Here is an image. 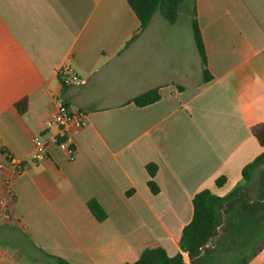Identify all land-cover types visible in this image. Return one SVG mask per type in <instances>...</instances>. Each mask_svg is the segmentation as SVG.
Listing matches in <instances>:
<instances>
[{
  "label": "crops",
  "instance_id": "obj_1",
  "mask_svg": "<svg viewBox=\"0 0 264 264\" xmlns=\"http://www.w3.org/2000/svg\"><path fill=\"white\" fill-rule=\"evenodd\" d=\"M138 28L128 0H0V210L11 214L0 218V264H133L158 247L176 256L195 195L227 196L264 152L251 132L264 124V0H186L174 24L156 13L128 44ZM65 63L80 82L61 84ZM155 89L158 102L132 103ZM59 103L87 115L72 134L76 160L52 146L36 163L33 139L56 134L46 121ZM247 264H264V246Z\"/></svg>",
  "mask_w": 264,
  "mask_h": 264
},
{
  "label": "trees",
  "instance_id": "obj_2",
  "mask_svg": "<svg viewBox=\"0 0 264 264\" xmlns=\"http://www.w3.org/2000/svg\"><path fill=\"white\" fill-rule=\"evenodd\" d=\"M185 2L186 0H128L130 7L139 20L138 32L128 44H131L140 33L146 30L156 13H160L170 24H174L178 20L179 10ZM193 31L195 43L203 62V81L206 83L212 79V75L207 67L205 45L196 19L193 21ZM160 98L159 90L155 89L136 97L132 103L138 107H146L158 102ZM16 108L21 114H24L28 108V100L23 99L16 105ZM251 132L259 144L264 147V124L253 126ZM260 169L262 186H264V152L243 168V180L250 182L253 175ZM157 170L158 168L154 164L147 166L150 176L148 186L153 194H158L160 191L154 181ZM226 183L227 178L225 176L216 180L218 188H222ZM248 192L243 185L235 188L225 197L218 196L211 190L199 192L193 198L192 220L184 227L179 241L181 253L170 257L165 249L161 247L146 249L139 260L133 264H187L184 253L188 254L191 264H217L223 254L231 251L238 254V251H236L237 245L234 246L233 243L239 241L238 237L243 235L242 230H239L236 234L231 232L229 227L232 224H229L225 218L229 213L238 212V216L244 221V217L248 218L264 208V202H262L264 191L260 193L259 201L254 204L250 203L251 199ZM88 207L98 221L101 222L107 218L106 212L95 200L90 201ZM243 221L240 223H243ZM224 223L225 225H223ZM216 239L217 245L216 243L215 245L217 248L212 249L210 244ZM209 245L210 247H208ZM263 246L264 244L258 245L253 253H245L243 264H247L254 258ZM230 263L232 264L233 261ZM58 264L69 263L63 259H58Z\"/></svg>",
  "mask_w": 264,
  "mask_h": 264
},
{
  "label": "built area",
  "instance_id": "obj_3",
  "mask_svg": "<svg viewBox=\"0 0 264 264\" xmlns=\"http://www.w3.org/2000/svg\"><path fill=\"white\" fill-rule=\"evenodd\" d=\"M58 78L63 86H70L80 82V77L76 73L74 67L65 63L58 70ZM87 115L82 110H74L66 106L64 103H59L57 112L46 121L47 128H56V134L48 139L42 136L33 139L34 153L33 159L36 163L42 162L48 158L49 148L52 146L58 147L67 156L68 160L73 162L76 160V149L73 144L72 134L75 131L82 130L86 124ZM21 171L19 167L18 172ZM0 210V218L10 220L11 214L2 202ZM184 259L188 257L184 253Z\"/></svg>",
  "mask_w": 264,
  "mask_h": 264
},
{
  "label": "rangeland",
  "instance_id": "obj_4",
  "mask_svg": "<svg viewBox=\"0 0 264 264\" xmlns=\"http://www.w3.org/2000/svg\"><path fill=\"white\" fill-rule=\"evenodd\" d=\"M260 171L261 169L253 175L250 182H245L244 180L241 182L244 189L249 191L250 199L257 196L259 197L260 193L264 191ZM238 214V212L229 213L225 218L229 224H232V226L229 227L231 232L236 234V232L242 230L243 235L238 237L239 241L235 244L233 243L234 246L237 245L236 251H249L251 247L257 248L258 245L264 244V208L261 211L256 212V214L250 215L248 218L244 217V221L238 216ZM241 221H243V223H240Z\"/></svg>",
  "mask_w": 264,
  "mask_h": 264
}]
</instances>
